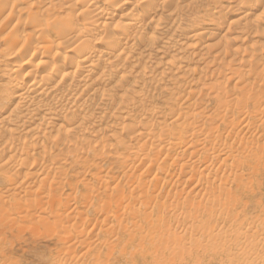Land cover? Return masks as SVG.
<instances>
[{
	"label": "bare ground",
	"instance_id": "bare-ground-1",
	"mask_svg": "<svg viewBox=\"0 0 264 264\" xmlns=\"http://www.w3.org/2000/svg\"><path fill=\"white\" fill-rule=\"evenodd\" d=\"M0 65V264L25 230L54 243L35 264H147L161 244L200 252L195 235L251 253L250 231L192 223L229 221L261 174L264 0H0ZM170 224L182 236L162 238Z\"/></svg>",
	"mask_w": 264,
	"mask_h": 264
},
{
	"label": "rangeland",
	"instance_id": "rangeland-1",
	"mask_svg": "<svg viewBox=\"0 0 264 264\" xmlns=\"http://www.w3.org/2000/svg\"><path fill=\"white\" fill-rule=\"evenodd\" d=\"M2 67L0 65V79L7 81L6 78H3L2 76ZM231 81L233 82L236 77L231 76ZM234 78V79H233ZM232 82L229 83L227 86L228 88L232 87ZM199 85L196 87L194 86L193 89L196 90L194 91L193 95H197L198 98H203L205 97V93L207 92L205 89H201V94L200 93V88ZM199 90V91H198ZM203 92V93H202ZM195 96H191V100H194ZM201 100V99H200ZM204 104H203V103ZM206 101L203 100L201 103L204 105L203 107H206V111L210 110L213 106L212 105H207L205 103ZM164 102H160L159 105H164ZM209 108V109H208ZM205 111V112H206ZM110 133L106 131L103 134V139L104 140H109L112 143V137L109 136ZM105 136V137H104ZM168 159H165L164 162L166 163ZM105 163V162H104ZM102 170L107 171V168H111V176H113V179L111 178L109 180L110 186L113 185L117 181L116 177L121 176L120 173L123 170V166H121L119 163L115 162H107L105 164H101ZM110 165V166H109ZM163 164L161 165V167ZM142 167V166H141ZM146 166H144L143 168ZM153 168V167H152ZM106 169V170H105ZM140 169L137 170L140 171ZM156 169V165H154V168L152 171ZM175 167H171L169 174L171 173V170H175ZM260 169H261V174L257 177L252 176L247 180L249 191L246 192L245 195H240L239 192H237V197L233 198L234 199V205L231 208V216L230 220L227 221L228 219L222 218V220H213L211 221V216L207 217V215L203 214L201 217H197L194 222L192 223L193 225H204L205 226V231L209 232L211 231L212 233L221 230L225 231L226 233H230L233 230H240L241 232H244L245 230L250 231L248 234L249 239H255V244L256 246L252 249L251 253L247 252H240L239 250H232L229 249L223 245H212L209 242H206L205 240L201 239L199 235H195L194 238L199 241V245L202 247V250L200 252H184V253H179L172 248L168 246H162L160 245L159 249H150L148 248L146 250L145 257L147 260V264H240L241 260H243L242 264H253L252 260L250 261V258L252 256H256L262 252H264V233L262 234L260 230L256 227V224L258 221L263 219L264 221V162L260 164ZM136 169H135V174H138ZM75 173L77 172L74 171ZM72 174H75V173ZM95 172V171H94ZM154 173V172H153ZM162 173V174H161ZM164 173L157 171V178H162V175ZM109 175V176H110ZM151 175L148 177L144 176L142 178V181L147 183V180L151 179ZM89 176H87L88 178ZM90 178V177H89ZM76 179V178H75ZM73 179V182L75 181ZM116 179V180H115ZM161 181H156L153 180V183L157 184L156 185V190L155 193L157 194L156 191L160 190L159 188L161 187L160 183ZM180 182V181H179ZM193 183V182H192ZM191 182H188L187 185H185L186 189L192 185ZM149 184V183H148ZM146 184V185H148ZM160 185V187H159ZM168 186H165V189H167ZM182 187V185H181ZM180 189V185L178 186ZM71 192V190L67 189L66 192ZM69 192V193H70ZM169 195L165 196L162 195L159 197L160 203L163 205H168L172 203L173 199H171ZM188 200H190L194 205L201 206L202 204V199L199 195H189ZM191 209L189 207L183 208L182 205L176 209L175 211V216L179 219L185 220V218L188 221V224L192 222L193 215L190 214ZM226 220V222H224ZM183 226H174L173 224H170L168 226L167 231L165 234L160 235L162 238H168L169 235L173 236H182L183 233ZM7 237V238H6ZM1 239V238H0ZM4 242L2 247L5 248L3 250L4 253H9L10 258L9 261H18L19 264H35V255L38 253L39 250L46 248L51 251L55 250V247L53 246L52 240H48L44 235L32 237V234L29 235V232L25 230L22 233V237L15 238L14 236L9 235V231L5 233V236L3 237ZM261 239H263V243H261ZM155 240V238H153ZM152 240V243H155V241ZM7 242V243H6ZM185 242V241H184ZM161 243V242H160ZM259 244V246H257ZM54 248H53V247ZM173 246V245H172ZM150 251V252H149ZM149 252V253H148ZM251 254V255H250Z\"/></svg>",
	"mask_w": 264,
	"mask_h": 264
}]
</instances>
